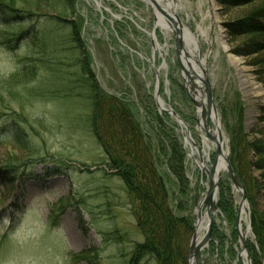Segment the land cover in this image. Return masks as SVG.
<instances>
[{
    "label": "rangeland",
    "instance_id": "374dc122",
    "mask_svg": "<svg viewBox=\"0 0 264 264\" xmlns=\"http://www.w3.org/2000/svg\"><path fill=\"white\" fill-rule=\"evenodd\" d=\"M55 1H23L16 8L25 14L0 9V264H128L135 244L143 241L132 202L123 184L107 174L104 153L91 132L90 100L80 76L83 57L103 93L141 108L139 121L147 136L155 134L156 123L149 122L142 107L149 102L157 115L167 114L157 108V84L166 109L176 112L189 129L194 145L167 114L170 121L164 122L175 127L187 154L194 200L186 204L184 214H191L194 226L209 185L208 175L198 167L197 152L210 171L217 146L205 133L201 109L185 88L177 31L183 40L181 64L209 82L227 159L240 182L249 184L247 191L242 183L248 217L244 228L250 229L247 260L264 264V179L255 167L261 159L255 147L264 148V0H175V9L163 3L160 8L168 17L160 14L169 32L156 26L159 10L145 0ZM58 17L59 25L54 21ZM248 20L258 24V33L245 28ZM185 28L198 34V50L184 37ZM22 31L28 32L24 42L7 43ZM26 58L38 68L35 78L26 82L20 76L12 82ZM232 58L240 61L256 92L258 86L263 91L252 103ZM192 77L196 100L206 107L204 83ZM209 127L217 130L212 121ZM202 136L210 149H205ZM222 182L229 189L223 209ZM169 189L175 195L173 181ZM241 200L242 190L224 172L218 179V210L202 264H243L236 223ZM259 216L261 231L254 224ZM117 233L124 235L121 242L113 238ZM140 264L156 263L146 258Z\"/></svg>",
    "mask_w": 264,
    "mask_h": 264
},
{
    "label": "trees",
    "instance_id": "16d2710c",
    "mask_svg": "<svg viewBox=\"0 0 264 264\" xmlns=\"http://www.w3.org/2000/svg\"><path fill=\"white\" fill-rule=\"evenodd\" d=\"M66 1L71 4L75 2V0ZM16 2V0H0V9L9 10L16 15L25 14L24 9L21 11L16 8L22 2ZM25 4L30 7L28 3ZM35 5L38 8L40 3ZM50 6L54 7L52 3ZM51 7L47 9L51 10ZM22 17H19L20 20H23ZM61 20L58 17L54 21L59 25ZM21 23L23 21H14L13 24ZM50 23L54 24L52 21ZM257 25L248 20L245 28L254 29L258 33ZM263 29L264 25L261 27V30ZM27 35V31H22L13 41L10 39L7 43L24 42ZM29 60V58L23 60L20 69L11 77L12 82L20 76L26 82L35 78L38 68L30 65ZM79 65L82 73L80 76L90 100L92 135L104 153V164L110 171L107 174L123 184L125 193L132 202L131 213L136 221L137 230L143 238L142 242L135 244L128 264H140L146 258H152L156 264H187V252L194 226L191 214L185 215L184 212L187 211L186 204L189 202L191 204L194 197L187 176V154L176 137L175 127H167L164 120L170 121L169 116L157 115L156 107L147 102L142 107V111L152 125L156 123V126H153L155 134L147 136L139 121L141 108L136 107L131 101L120 100L103 93L94 84L85 57L79 59ZM255 149L258 151V157L261 158L255 167L263 172L264 179V148L256 146ZM54 169L56 170V167ZM169 181H173L176 187L175 195L169 189ZM242 183L247 191H250L249 184L247 185L244 179ZM221 184L220 208L223 209L224 197L227 192L229 194V189L226 182ZM262 221L260 216L256 218L254 221L256 230L260 228L261 231ZM261 237H264V231H261ZM113 238L121 242L124 235L118 234Z\"/></svg>",
    "mask_w": 264,
    "mask_h": 264
},
{
    "label": "water",
    "instance_id": "95a60500",
    "mask_svg": "<svg viewBox=\"0 0 264 264\" xmlns=\"http://www.w3.org/2000/svg\"><path fill=\"white\" fill-rule=\"evenodd\" d=\"M153 5L159 10V12L161 14H163V16L168 17L166 15V13L156 4L153 3ZM177 40H176V51H177V59L180 65V68L182 70V72L185 74L186 76V85L185 88L189 93V97L192 101V103L194 104V106L197 109H201V120H202V125L203 128L205 130V133L207 134V136L209 138H211L217 146V152H216V159L211 167V170L208 171L205 167H204V162L202 159H200V162L202 164L201 167H199L202 171H204L209 178V188L207 191V195L205 196V198L200 201L199 206H198V212H201L202 210V206H207V214L209 217V225L208 228L205 232V235L203 236V238L201 239V241L198 243L197 242V234H196V225H197V220L194 223V228H195V232L194 235L191 239V243L189 246V251H188V261L187 264H202V251L204 249V247L211 241V236H212V232H213V223H214V214L217 212L218 210V206H217V201L216 203H214V198L217 196L218 194V179L219 177H217V179H215V168H216V164H217V160L218 157L222 154L221 151V139L220 140H216V138L214 137L213 133L210 131V127H209V123L210 121L213 122V124L216 126L215 122L213 121L211 114L213 109L215 110L214 106H213V101H212V93H211V87L210 84L207 80H202L199 76H197L195 73H189L181 64L180 61V55H181V50H183V40H182V33L180 31H177ZM195 76V78H198L200 81H202L204 83L205 86V92L207 93V105L206 107L204 106V103L202 101H197L196 100V95L198 94V92L196 91V85L194 83V79L192 77ZM159 85H157L156 87V104L157 107L160 111L162 112H166L167 114H169L170 116H172L177 123L185 130V132L183 133V135L185 137H188L190 142L194 145L192 139L190 138V131L187 128V126L183 123V121L180 119V117L178 116V114L176 112H174L172 109H165L164 107L161 106L160 104V99H159ZM201 99V97H200ZM217 128V126H216ZM226 162V173L227 175L230 177V180L232 182V184L237 188V189H241L242 190V200L240 202V207L245 204L246 201V197H245V191H244V187L242 185V183L240 182L239 178L237 177V175L235 174L232 166L229 164L228 159L226 158L225 160ZM217 199V198H216ZM239 220H240V214L238 213L237 219H236V223H237V231L239 234V239H240V252L238 253V259L240 261H242V255L245 254L246 255V243H245V238L242 236L240 230H239ZM247 258V256H246ZM243 263V262H242Z\"/></svg>",
    "mask_w": 264,
    "mask_h": 264
},
{
    "label": "bare ground",
    "instance_id": "6f19581e",
    "mask_svg": "<svg viewBox=\"0 0 264 264\" xmlns=\"http://www.w3.org/2000/svg\"><path fill=\"white\" fill-rule=\"evenodd\" d=\"M146 3H148L149 5H153V3H156L159 7H161V5L163 3H167L170 7H173L172 9H175L178 4L176 3L175 0L173 1H169V0H145ZM156 26L158 28H161L162 31L164 32H169L171 31V27L170 25L167 23L166 19L160 14V12L157 11L156 13ZM184 32V37L192 43V47H194L195 50H198L199 47V37L198 34H194L191 32L190 29L185 28ZM202 36H204L205 38L207 37V33L205 31H200ZM207 39V38H206ZM233 64L236 67V69L239 72V77H240V81H241V86H242V90L245 94V96L249 99V103H252L251 101L258 96H263V91L259 88V86L257 87V92H256V88L254 87V84L252 82V78L246 74V72L241 68V64L239 60H236L234 58H232ZM256 93V94H255ZM160 104L162 107H164L166 109L165 103L160 100ZM254 113V112H253ZM211 117L213 119V121L215 122L216 126H217V130L213 131V135L218 138V140L221 139V147H222V154L218 157L217 160V164H216V168H215V179H217V177H220L226 170V158H227V151H225V144H224V138H223V134L221 132V128L219 125V119L217 116L216 111L213 109ZM203 138V144L205 146V149H210L209 147V143L207 141V139L202 136ZM205 150L204 151V155L207 157L208 159V151ZM204 167L207 169V165L204 163ZM208 170V169H207ZM209 188V185H208ZM206 196V195H205ZM204 196V198H205ZM217 196L214 198V203H216L217 201ZM205 205L202 206V210L201 212H197V225H196V234H197V242L199 243L201 241V239L203 238L208 225H209V217L206 212H203ZM246 204L242 205L239 209L240 212V220H239V230L242 234V236L244 238H247L250 235V229H249V225H248V229L244 228V224H247V215H246ZM242 260H243V264H250L249 261L246 258V255L243 254L242 255Z\"/></svg>",
    "mask_w": 264,
    "mask_h": 264
}]
</instances>
